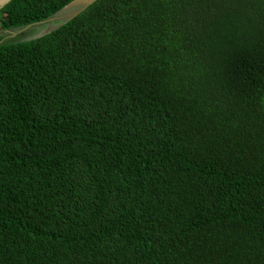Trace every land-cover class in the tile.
<instances>
[{
    "label": "trees",
    "instance_id": "trees-1",
    "mask_svg": "<svg viewBox=\"0 0 264 264\" xmlns=\"http://www.w3.org/2000/svg\"><path fill=\"white\" fill-rule=\"evenodd\" d=\"M70 1L10 0L0 32ZM0 264H264V0L0 34Z\"/></svg>",
    "mask_w": 264,
    "mask_h": 264
},
{
    "label": "rangeland",
    "instance_id": "rangeland-1",
    "mask_svg": "<svg viewBox=\"0 0 264 264\" xmlns=\"http://www.w3.org/2000/svg\"><path fill=\"white\" fill-rule=\"evenodd\" d=\"M76 10V9H75ZM67 12V11H66ZM66 12H63L61 15H54L53 17L39 22L33 25H29L27 27L12 29V30H4L1 31L0 34L3 35L4 41H17L24 40L40 35L43 32H47L52 27L56 26V24L64 17H66Z\"/></svg>",
    "mask_w": 264,
    "mask_h": 264
},
{
    "label": "water",
    "instance_id": "water-1",
    "mask_svg": "<svg viewBox=\"0 0 264 264\" xmlns=\"http://www.w3.org/2000/svg\"><path fill=\"white\" fill-rule=\"evenodd\" d=\"M10 0H0V7L4 6L5 4H7ZM95 0H71L68 4H66L62 9H60L57 13H55L54 15L58 14L61 15L63 14V12H66V17L62 18L57 24L56 26L52 27L51 29H49L47 32L51 31L52 29L60 26L63 22H65L66 20L74 17L76 14H78L80 11H82L84 8H86L89 4L93 3ZM76 9V10H75ZM54 15H52L51 17H53ZM49 17V18H51ZM47 18V19H49ZM45 19V20H47ZM43 20V21H45ZM41 21V22H43ZM27 27V26H26ZM47 32H43L41 34L47 33ZM40 34V35H41ZM39 36V35H37ZM35 36V37H37ZM34 38V37H32Z\"/></svg>",
    "mask_w": 264,
    "mask_h": 264
}]
</instances>
